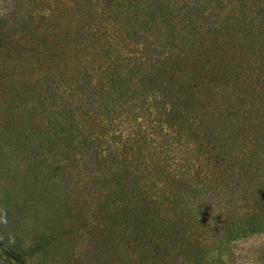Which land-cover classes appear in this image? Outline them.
Listing matches in <instances>:
<instances>
[{"label":"trees","instance_id":"obj_1","mask_svg":"<svg viewBox=\"0 0 264 264\" xmlns=\"http://www.w3.org/2000/svg\"><path fill=\"white\" fill-rule=\"evenodd\" d=\"M0 131L37 170L0 179V264H243L264 234V0H0ZM35 183L53 220L21 229Z\"/></svg>","mask_w":264,"mask_h":264},{"label":"rangeland","instance_id":"obj_2","mask_svg":"<svg viewBox=\"0 0 264 264\" xmlns=\"http://www.w3.org/2000/svg\"><path fill=\"white\" fill-rule=\"evenodd\" d=\"M16 69L13 71V80L21 81V77L24 76V71L21 68V61L14 60L11 62ZM1 133V131H0ZM20 130L15 129L14 135L12 134L11 137H14L15 140L20 141ZM1 141V137H0ZM34 158L29 155V157H25L22 151V147H16L15 145L11 148L4 147L3 151L0 150V179L2 180L3 184L6 186L7 178L14 180L18 179V184H22L20 181L22 178L28 179L30 185L34 182L35 175L37 174V170L33 164ZM7 190L6 192H8ZM30 193L32 194V198H29L30 207L26 208L29 209L27 215L21 212L17 217L13 216V219H17V223L19 228H42L48 227L47 224L51 223L53 219L51 216L53 213L49 212L50 201L47 202L46 198L42 199L40 197V189L36 183L30 187ZM4 195L0 194V198L2 199ZM13 197H16L15 195ZM44 201V202H42ZM25 208L22 207L21 210ZM15 214V213H12ZM34 225V226H33ZM33 226V227H32ZM46 229V228H44ZM43 230V229H42ZM44 232V231H43ZM26 238V244H29L30 234L24 236ZM84 247V245H83ZM82 250V246L77 248V255H79L80 251ZM235 253L237 257H240V260L243 264H264V234L251 237L239 244L235 248ZM38 257V255H36ZM44 257L37 258L30 264H43ZM79 262V261H78ZM60 264V263H56ZM70 264H80V263H72ZM84 264V263H83Z\"/></svg>","mask_w":264,"mask_h":264}]
</instances>
